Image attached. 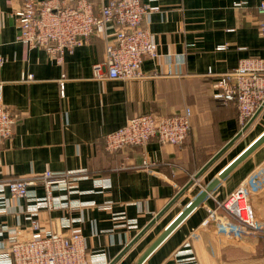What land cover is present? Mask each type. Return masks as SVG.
Returning <instances> with one entry per match:
<instances>
[{
  "label": "crops",
  "instance_id": "0c3cea01",
  "mask_svg": "<svg viewBox=\"0 0 264 264\" xmlns=\"http://www.w3.org/2000/svg\"><path fill=\"white\" fill-rule=\"evenodd\" d=\"M143 1L160 7L143 23L153 33L157 55L145 57V76L121 79L94 75V64L106 58L114 26L99 29L60 62L45 48L19 39L14 11L24 0H0V83L17 116L13 134L0 141V182L48 170L81 174L68 195L73 205L41 208L36 216L45 229L82 233L87 251L105 253L109 263L241 129L237 102L215 95L219 75L233 71L242 59L264 60V13L258 9L264 0ZM187 106L193 109L192 129L184 143L152 138L144 145L106 148V135L130 117L145 112L172 115ZM263 132L264 107L246 133L114 264H133L193 197ZM104 179L106 187L99 184ZM244 180L253 187L251 203L261 227L249 231L227 217L204 225L209 209L217 208ZM35 188L44 193L43 186ZM3 194L8 204L0 211V243L8 245L5 228L29 237L35 216L25 198L9 190ZM62 216L75 220L66 227ZM131 219L135 225H126ZM189 255L195 256V264H264V143L143 264H189Z\"/></svg>",
  "mask_w": 264,
  "mask_h": 264
},
{
  "label": "built area",
  "instance_id": "2783aa9c",
  "mask_svg": "<svg viewBox=\"0 0 264 264\" xmlns=\"http://www.w3.org/2000/svg\"><path fill=\"white\" fill-rule=\"evenodd\" d=\"M159 8V5L147 4L143 0H103L98 6L96 0H24L14 15L20 29L19 39L45 48L60 62L64 61L67 52L87 42L96 31L114 26L112 40L106 45V58L94 64V75L131 79L145 76L142 67L145 57L157 55L153 33L143 23ZM258 9L264 13V2ZM261 29L264 33V24ZM218 86L220 90H217L216 97L236 101L240 122L245 125L264 107V60L259 57L242 59L233 71L219 75ZM192 116L190 106L172 115L136 114L122 127L106 135V148L115 151L144 145L152 138L163 143L182 144L192 129ZM16 121L12 105L2 96L0 83V141L13 134ZM82 177L74 171L48 170L40 175L0 182V211L7 209L8 198L3 193L9 190L12 196L25 198L35 216L29 237L21 238L18 229L5 228L10 242L8 245L4 241L0 243L5 249L0 252V264H109L105 253L87 251L82 233L65 234L45 229L36 216L41 208L73 205L68 195L75 189V181ZM99 184L108 185L105 179ZM40 185L44 187L42 195L35 188ZM252 189L248 180L242 181L217 208L209 209L203 224L227 217L257 231L261 226L255 220ZM62 220L63 226L70 227L75 219L62 216ZM126 223L133 226L135 220ZM185 258L192 259L189 264H195L194 255Z\"/></svg>",
  "mask_w": 264,
  "mask_h": 264
},
{
  "label": "water",
  "instance_id": "95a60500",
  "mask_svg": "<svg viewBox=\"0 0 264 264\" xmlns=\"http://www.w3.org/2000/svg\"><path fill=\"white\" fill-rule=\"evenodd\" d=\"M263 106L254 114V116L245 124L223 147H221L195 174L193 178H191L179 191L171 198V200L165 205L163 209H161L152 220L128 243L120 253L111 260L109 264H114L136 241L137 238L140 237L175 201H177L182 194H184L200 177V175L216 160L218 159L222 153H224L248 128L252 125L255 119L260 114ZM262 143H264V132L253 141L247 148H245L236 158H234L222 171L205 187L203 188L197 195L193 197V199L184 207L177 217L158 235V237L138 256V258L134 261L133 264H143L144 261L148 258V256L179 226V224L188 217L196 208L201 206L206 198L212 192L223 179H225L240 163H242L246 158H248Z\"/></svg>",
  "mask_w": 264,
  "mask_h": 264
},
{
  "label": "rangeland",
  "instance_id": "374dc122",
  "mask_svg": "<svg viewBox=\"0 0 264 264\" xmlns=\"http://www.w3.org/2000/svg\"><path fill=\"white\" fill-rule=\"evenodd\" d=\"M247 124V123H246ZM244 125H242V123H241V128L243 127ZM244 133H246V131L244 132ZM199 178V177H198ZM196 183V181H194V183L191 185V186H193L194 184ZM184 186V185H183ZM182 186V187H183ZM181 187V188H182ZM184 194H182V196H183ZM218 211V210H217ZM219 213V212H218ZM248 229H249V231L251 230V231H255L254 229H252L251 227H247Z\"/></svg>",
  "mask_w": 264,
  "mask_h": 264
}]
</instances>
